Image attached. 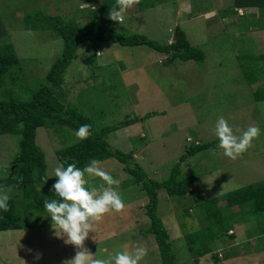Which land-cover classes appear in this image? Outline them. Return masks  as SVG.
<instances>
[{
    "label": "rangeland",
    "instance_id": "1",
    "mask_svg": "<svg viewBox=\"0 0 264 264\" xmlns=\"http://www.w3.org/2000/svg\"><path fill=\"white\" fill-rule=\"evenodd\" d=\"M104 1L0 0L3 35L0 42L14 44L26 76L23 85L0 87V97L12 94L28 99L63 51L64 41L53 31L25 29L26 14L43 10L51 17L62 16L84 25ZM142 1H155L156 5L141 10L136 4L112 27L128 35L144 34L162 43L173 41L175 28L180 27L190 44L204 51L205 60L184 61L144 45L132 47L116 42L85 41L65 75L64 86L69 85L63 97L66 107L73 105L91 115L97 129L138 118L134 124L111 132L106 139L113 149L133 153L134 162H138L150 178L159 181L170 176L188 146L215 141L213 147L198 152L182 164L180 178L196 176L191 193L199 195L203 201L221 198L263 181L264 101L255 100L254 91L259 82L253 85L247 82L238 60L239 55L264 52V29L261 30L264 19L260 18V11L243 8L244 17L233 14L234 0ZM220 116L234 130H240L237 135L250 125L261 129L252 147L235 160L226 157L218 146L215 124ZM75 132L68 127L38 129L37 141L47 162V183L41 189L50 190L56 182L54 169L62 165L57 151L79 141ZM19 141L20 135H0V177L6 176V168L19 152ZM101 166L120 181L114 187L126 206L123 211L107 213L96 222L95 233H90L85 247L96 257L146 247L148 253L140 264H162L154 236L145 231L150 225L145 210L146 192L133 182L134 177L116 158L102 161ZM89 186L107 187L98 177H89ZM10 187L11 198L16 200L19 211L25 212L22 190ZM159 192V214L170 233L176 264H239L238 259L223 261V257L216 262L211 254L196 260L188 249L185 235L206 225L204 206L198 207L191 193L171 197L163 190ZM219 204L230 213L240 209L239 206L228 208L225 200ZM32 219L38 220L35 227L0 231V264H25L24 261L26 264H63L75 256L77 249L65 244L66 237L55 234L49 215L36 213ZM250 221L248 218L249 225L253 223ZM242 224L244 222L233 229L238 240H242L244 234L249 236V230L243 231ZM261 226L264 227V220ZM215 227L217 231L219 224ZM237 239L226 244L216 242L214 251L219 250L224 256V250L238 247L233 246ZM246 248L252 250L249 264H264L261 231ZM38 254L40 258L36 259Z\"/></svg>",
    "mask_w": 264,
    "mask_h": 264
},
{
    "label": "trees",
    "instance_id": "2",
    "mask_svg": "<svg viewBox=\"0 0 264 264\" xmlns=\"http://www.w3.org/2000/svg\"><path fill=\"white\" fill-rule=\"evenodd\" d=\"M138 5L141 10H145L154 7L156 2L144 3L140 0ZM116 7H118L116 0L104 1L98 12H95V15L90 17L84 25L62 16L51 17L43 10H37L24 16L25 29L51 30L57 37L63 39L64 46L61 55L53 62L45 79L31 92L28 99L24 100L12 94L0 97V135H20L19 152L14 157L12 164L6 168V176L0 177V186L18 187L22 190L26 200L25 212L19 211L14 198L9 201V211L0 210V231L35 227L38 220H34L32 217H35L36 213L49 215L43 207V202L59 199L52 188L50 190L40 188L45 185L47 180V162L45 152L37 141L38 129L40 127L53 129L68 127L76 131L82 124H90L92 135L88 139H79V141L58 150L59 161L64 167L75 163L81 169L92 159L102 162L109 158H116L121 162L126 171L134 177L133 182L140 185L147 194L148 202L145 205V210L150 225L145 231L154 236L160 250L162 264H176V252L170 239V233L159 214V191L163 190L171 197L191 193L192 183L197 177L181 179L182 164L198 152L213 147L216 142H199L188 146L166 180L159 181L150 178L144 168L138 162H134L133 153L113 149L106 139L111 132L134 124L138 118L126 119L116 125L97 129L95 119L91 115L73 105L66 107L64 104L63 97L65 90L67 93V86H69L68 83L66 88L64 86L65 75L73 60L78 58L80 45L85 41L92 43L116 42L122 46L132 47L149 46L158 52L171 54L184 61L202 62L206 55L203 50L190 44L186 33L180 27L175 28L174 40L170 43H162L144 34L128 35L119 32L112 27L116 21L109 19V9ZM243 8H257L261 13L260 18L264 19L262 11L264 0H234L231 12L239 15V10ZM242 15L244 14L239 16ZM260 18L258 17V19ZM254 26L259 27L256 23ZM1 29L0 18V36H3ZM238 60L247 82L250 85L259 82L254 91L255 100L264 101V52L239 55ZM25 77L22 72L21 59L14 44L10 41L0 42V87L4 84H9L12 87L23 85L22 81ZM192 196L195 197L198 207L200 204L204 206L202 210L206 219V225L202 229L185 235L188 249L196 260L207 254H211L216 262H219L222 257L223 261L227 259L229 254L225 250L224 256L223 252L221 254L219 250L214 251L216 242L223 241L226 244L227 238L233 236H230L229 230L235 228L237 223L248 222V218L256 223L253 234H258L260 231L264 234V227L260 228L264 220V180L231 191L221 198L216 197L208 201H203L199 195L192 194ZM221 200L226 201L228 208L239 206L240 209L235 213H230L227 208L219 204ZM227 218L229 219L227 220ZM217 224H219V228L216 231L215 225ZM256 230L257 232H255ZM207 233L209 234L207 235Z\"/></svg>",
    "mask_w": 264,
    "mask_h": 264
},
{
    "label": "clouds",
    "instance_id": "3",
    "mask_svg": "<svg viewBox=\"0 0 264 264\" xmlns=\"http://www.w3.org/2000/svg\"><path fill=\"white\" fill-rule=\"evenodd\" d=\"M139 2L140 0H116L118 7L109 9V19L119 22L123 14ZM240 10V14H244L243 9ZM237 131L240 130H234L223 116L218 117L215 124L218 146L226 157L233 160L242 156L252 147L253 140L261 135V129L255 125L247 127L240 135L236 134ZM75 135L81 140L88 139L92 135V126L80 125ZM101 164L100 160L92 159L82 169L75 163L67 167L60 165L54 169L57 180L52 189L59 199L45 200L43 207L49 213L55 234L61 238L66 237L65 244L77 249L75 256L63 261V264H140L148 253L146 247L138 246L131 252L119 251L108 257H96L85 247L90 233H95L96 222L107 213L123 211L126 206L121 194L114 187L120 181L113 178ZM89 177L100 178L107 187H90ZM11 192L10 186H0V210L4 212L9 211ZM91 238L95 241L94 236ZM39 258L38 254L36 259Z\"/></svg>",
    "mask_w": 264,
    "mask_h": 264
},
{
    "label": "crops",
    "instance_id": "4",
    "mask_svg": "<svg viewBox=\"0 0 264 264\" xmlns=\"http://www.w3.org/2000/svg\"><path fill=\"white\" fill-rule=\"evenodd\" d=\"M249 9H251V8H249ZM253 9H257V8H253ZM250 222L252 223L253 221H250ZM248 223L249 222H244V224H242L241 228H243V231L249 230V232H248L249 236H246V234H244L241 237L242 240H238L237 236H235V233L233 232V229L239 228L238 224H236L235 228L229 230L230 236L231 235H233V236L230 238H227V242H230L231 240H236V239L238 240L233 245L234 247L238 245V247H235L236 249L230 248L229 251H226V252H227V254H229L227 259H230V260L238 259L239 264H249L248 263L249 260H252V259H249V257L251 256L252 250L249 248H246V247H248L249 242H251V240L256 237V234H253L254 232H252L254 230L253 228L256 227V226L254 227L253 224H256V223L253 222L250 225ZM244 227L247 228V230L244 229ZM249 237H251V238L248 239ZM248 240H250V241H248ZM243 246H244V249H241ZM227 259H225V260H227Z\"/></svg>",
    "mask_w": 264,
    "mask_h": 264
},
{
    "label": "built area",
    "instance_id": "5",
    "mask_svg": "<svg viewBox=\"0 0 264 264\" xmlns=\"http://www.w3.org/2000/svg\"><path fill=\"white\" fill-rule=\"evenodd\" d=\"M241 13H243L241 10H240Z\"/></svg>",
    "mask_w": 264,
    "mask_h": 264
}]
</instances>
